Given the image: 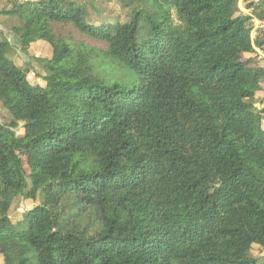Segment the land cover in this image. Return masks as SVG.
Returning a JSON list of instances; mask_svg holds the SVG:
<instances>
[{
    "label": "trees",
    "instance_id": "1",
    "mask_svg": "<svg viewBox=\"0 0 264 264\" xmlns=\"http://www.w3.org/2000/svg\"><path fill=\"white\" fill-rule=\"evenodd\" d=\"M99 1L0 0L18 47L52 53L45 90L0 42L2 264H258L264 45L251 35L264 0H242L250 14L240 0H118L123 22L90 20ZM102 56L132 77L101 72ZM19 198L36 203L21 231Z\"/></svg>",
    "mask_w": 264,
    "mask_h": 264
},
{
    "label": "rangeland",
    "instance_id": "2",
    "mask_svg": "<svg viewBox=\"0 0 264 264\" xmlns=\"http://www.w3.org/2000/svg\"><path fill=\"white\" fill-rule=\"evenodd\" d=\"M97 7L98 12H94L88 8L89 13L91 14L90 20L123 22L128 17L129 10L124 9L118 0H100L97 3ZM4 20V18L0 17V42L6 41L10 44L11 47L8 50L7 55L13 61L15 70L20 75H23L31 86H38L42 89L48 90L50 85L49 81L45 77L51 72L52 68V53L49 45L43 41H36L30 43L27 51H22L17 45V40L14 34L9 29H6L8 27L5 25ZM173 20L175 23H178L175 15L173 16ZM27 27V24H25L21 28V31L27 29ZM55 31L57 35L63 37L64 39L75 41V43L83 42L95 48L105 50V45L99 42L91 41V39L88 40L85 37H81L78 32L69 25H57ZM98 64L101 72L109 73L123 83H126L127 79L132 77L128 70L111 62V60L105 56H102ZM1 104L2 99H0V123L3 124L7 121V115ZM17 133L20 134L21 130L20 132L18 130ZM35 204L36 203L34 201H24L22 198H19L18 201L14 203L10 212V226L18 231H21L24 228V220L27 217V212L31 210ZM248 256L256 258L258 260V264L264 263V259L260 256L258 257L255 250L250 251Z\"/></svg>",
    "mask_w": 264,
    "mask_h": 264
},
{
    "label": "crops",
    "instance_id": "3",
    "mask_svg": "<svg viewBox=\"0 0 264 264\" xmlns=\"http://www.w3.org/2000/svg\"><path fill=\"white\" fill-rule=\"evenodd\" d=\"M254 2H258L259 0H253ZM240 10L244 13V14H250V11L248 9L244 8V2L242 0H240ZM259 32L262 33V35H258ZM252 40H255L258 38V41L260 44L264 45V21H258L255 20L254 21V26H253V31H252V35H251ZM254 51L256 52V54L258 55V57L256 58V66H259L261 68H264V47L259 48L257 45L254 44ZM257 96L259 97V99H257L258 103L255 105L256 109H262L264 108V84H261V91L257 93ZM254 250V249H253ZM255 252H257L258 257L260 256L262 259H264V251H258L257 249H255ZM254 258V257H252ZM256 259V258H255ZM2 264V261H1ZM264 264V263H262Z\"/></svg>",
    "mask_w": 264,
    "mask_h": 264
}]
</instances>
